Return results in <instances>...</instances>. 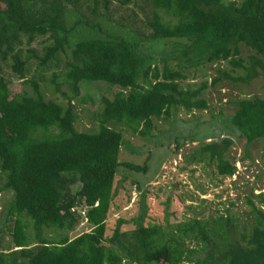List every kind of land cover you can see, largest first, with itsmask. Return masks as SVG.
<instances>
[{"label":"trees","instance_id":"trees-1","mask_svg":"<svg viewBox=\"0 0 264 264\" xmlns=\"http://www.w3.org/2000/svg\"><path fill=\"white\" fill-rule=\"evenodd\" d=\"M108 4L109 0H0V63L9 59L11 72L29 88L11 95L0 67V172L4 176L0 192H11L1 221L5 228L11 224L6 229L10 245L2 241L0 228V264H155L159 259L167 264H264L261 195L259 206L245 199L247 229L239 228L228 214L210 220L193 216L172 225L166 219L162 225L148 223L145 191L138 201L139 213L116 219L106 235L117 170L145 171L144 165L118 161L121 146L128 145L122 132L150 139L153 120H173L180 111L207 109L201 97L205 83L180 87L178 81L185 79L182 70L226 62L242 75L219 72L211 86L220 79L247 85L261 78L264 83V0H118L119 6L132 5L142 15L148 31L145 36L133 32L129 37L102 27L100 17H109ZM66 7L75 14L71 25L66 23ZM131 16L136 18V13L131 11ZM20 31L26 34L27 45L42 34L51 44L41 56L29 51L23 60L15 49ZM162 40L172 50L158 69L139 48L144 42ZM240 45L251 52L245 60L238 57ZM65 50L61 80L69 95L60 91L56 75L49 80L62 105L45 98L40 79H26V75L29 60L38 73L56 68ZM167 60L176 62V68L168 67ZM95 82L117 88L110 98L100 99L96 131L52 135L51 128L75 120L73 101L80 86L85 87L82 83ZM234 104L228 120L231 130L247 145L264 143V98L239 99ZM113 124L121 132L113 130ZM232 143L230 137L202 143L185 164L208 167L210 186L220 187L234 174L227 159ZM195 188L198 195L206 192ZM83 209L89 231L72 239L59 235L61 217L77 221ZM23 218L31 222L32 239L25 234ZM126 224L132 229L122 230Z\"/></svg>","mask_w":264,"mask_h":264},{"label":"rangeland","instance_id":"rangeland-1","mask_svg":"<svg viewBox=\"0 0 264 264\" xmlns=\"http://www.w3.org/2000/svg\"><path fill=\"white\" fill-rule=\"evenodd\" d=\"M66 23L71 25L75 20V14L67 10ZM109 17H100L101 25L107 30L120 33L129 37L133 32L148 33L144 26L142 15L133 9L132 5L121 7L118 0H109L107 6ZM101 12V6L98 7ZM131 11L136 13V18L131 16ZM108 16V15H107ZM87 19H91L86 15ZM26 34L18 32L17 39L20 56L26 60L33 51L36 56H41L44 48L51 44L47 35H37L33 41L26 44ZM172 50L171 44L167 41H156L154 43L144 42L140 45L139 53L149 56L151 64L158 69L163 64L167 52ZM251 52L244 46H239V58L245 60ZM65 55L58 57L56 68L49 67L47 70L34 72L35 62L28 61L29 71L26 79L39 80L41 92L45 98L64 105L60 95L54 93L53 86L49 84L52 75H56V82L60 84V91L68 94L66 86L61 80V65ZM167 66L176 68V62L167 60ZM1 75L8 81V88L11 95H18L23 90L29 92L27 85H23L10 70V60L0 63ZM219 72H226L235 77L242 75L238 70H232L226 62H215L206 64L194 69L182 70L184 80L178 81L180 87H199L205 83L206 89L201 92V97L206 101L205 111H193L185 113L180 111L173 120H153V128L150 132L151 138L142 139L137 136H130L122 132L123 140L128 145L121 146L118 161L130 163L142 167L145 171H130L120 167L115 175L113 183L114 197L106 220L107 232L110 235L113 223L118 218L130 219L139 213L138 201L144 192L147 206L148 223L163 224L166 219L169 224L183 222L193 216L200 220H210L218 215L228 214L234 217L239 228L242 225L248 229L250 221L248 218V207L245 199L248 198L254 205L259 206L258 196L264 199V143L261 141L245 144L244 140L237 137L236 133L228 125L229 117L235 110L234 102L239 99L264 98V83L261 78L252 80L247 85L236 84L228 80L220 79L211 86L210 81L219 77ZM78 98L73 101L75 105V120L67 126H58L50 129L52 135L62 134L68 137L72 132H92L97 129L95 114L101 109L100 99L110 98L117 88L109 87L104 83H82ZM113 130L121 132L119 125H111ZM208 137L209 139H205ZM222 137H230L233 140L228 150V161L234 167L232 177L223 180L220 187L210 186L211 176L208 167H196L186 165L188 157L202 143L219 142ZM247 156H244V152ZM185 166L183 172L178 168ZM3 174L0 172V186L3 182ZM196 186L205 189L204 195H198ZM218 195V196H217ZM197 196V198H195ZM169 204L166 206V200ZM11 202V192H0V228L3 229L2 241L10 245V237L6 233L11 228L9 223L5 228L1 225L4 216V209ZM26 225L25 234L29 239L31 235V222L23 218ZM63 230L58 234L72 239L81 233H86L90 225L83 220L71 221L66 215L61 217ZM122 230L129 231L132 225L126 224ZM33 242V241H32ZM31 248V246L29 247ZM202 256V254H199ZM155 264H167L166 259H159Z\"/></svg>","mask_w":264,"mask_h":264},{"label":"built area","instance_id":"built-area-1","mask_svg":"<svg viewBox=\"0 0 264 264\" xmlns=\"http://www.w3.org/2000/svg\"><path fill=\"white\" fill-rule=\"evenodd\" d=\"M80 217H81V220H83L85 222V218H84V209L81 210V211H78ZM86 223V222H85Z\"/></svg>","mask_w":264,"mask_h":264}]
</instances>
